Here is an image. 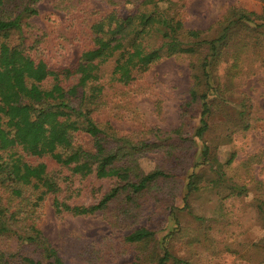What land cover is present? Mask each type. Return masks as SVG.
<instances>
[{
	"label": "trees",
	"instance_id": "trees-1",
	"mask_svg": "<svg viewBox=\"0 0 264 264\" xmlns=\"http://www.w3.org/2000/svg\"><path fill=\"white\" fill-rule=\"evenodd\" d=\"M42 1L0 0V264H66L39 226L47 200L59 219L100 215L127 230L90 263L118 253L131 257L121 264H210L203 254L264 264V238L235 239L255 219L264 226V150L224 161L218 153L253 126L234 89L264 70V6L231 4L195 29L186 24L189 0L112 1L138 4L126 16L97 15L90 0H52L53 9L78 13L58 35L35 26ZM171 57L190 68L178 126L139 121L124 130L95 118L116 95H137L152 67ZM197 107L199 125L188 132L184 119ZM155 112H164L161 99ZM153 153L160 156L147 171L142 160ZM204 192L219 200L216 216L195 212ZM175 237L182 254L172 250Z\"/></svg>",
	"mask_w": 264,
	"mask_h": 264
},
{
	"label": "rangeland",
	"instance_id": "rangeland-1",
	"mask_svg": "<svg viewBox=\"0 0 264 264\" xmlns=\"http://www.w3.org/2000/svg\"><path fill=\"white\" fill-rule=\"evenodd\" d=\"M114 0H90L86 3L87 8H91L97 15L109 13L117 10L121 15H128L136 11L137 3L122 2L113 4ZM52 0H43L39 4L40 13L33 17L35 26L38 29H46L60 34L70 31L67 24L75 21L78 13L65 14L53 9ZM236 4L249 10L260 12L264 6L260 0H189L187 4V13L189 14L186 24L195 29H207L223 14L228 5ZM165 6L166 3H161ZM69 30L67 29V27ZM41 31V30H40ZM61 32V33H62ZM71 34V33H70ZM50 41L49 49L55 53L53 45V36L48 38ZM47 39V40H48ZM48 49V50H49ZM49 51V52H50ZM263 59L260 66L263 68L264 50L261 51ZM169 58L152 67L146 75V83L139 82L143 89H140L136 95L132 92L119 96H113L114 99L102 111L94 113L95 118L99 120H110L117 127L124 130L135 129L136 123L146 121L148 124H159L165 127H176L181 122L180 105L188 98L190 84V68L188 60L185 58ZM226 66H220L219 73L225 78ZM241 80L234 89L235 100L246 99L251 107L252 128L246 133L236 134L230 143L221 144L218 148L219 157L222 161L236 154V158L243 159L247 155L264 150V70L251 72ZM142 83V84H141ZM139 87V86H138ZM161 99L164 112L157 115L155 112V101ZM217 120V119H214ZM200 110L189 114L184 119L185 130L194 132L199 125ZM160 155L150 154L143 158L142 165L147 171L154 168ZM256 171L258 167L256 166ZM252 193L245 197V202L250 201ZM194 210L199 215L213 217L217 215L219 200L211 193L204 192L198 194L192 203ZM246 214L244 219L249 218ZM145 219L141 221V224ZM39 226L52 245L59 249V253L64 258L66 264H121L131 259L130 255H116L114 260H108L109 254L105 255L106 261L90 263L86 260L91 257L96 250L108 249L106 244L110 238L117 239L127 230L113 228L102 216H66L62 219L56 217L51 205L47 200L42 210L39 220ZM239 230V228H238ZM240 234L235 239L237 241L254 242L264 238V226L259 221H253L249 227L240 228ZM229 236V234L227 235ZM112 242V243H116ZM172 250L176 254H182L185 251L182 239L174 238ZM101 251L97 256L102 255ZM112 252V251H110ZM89 257V258H90ZM208 260L210 264H239L241 259H233L229 256L227 260L203 254V260ZM240 264H249L242 261Z\"/></svg>",
	"mask_w": 264,
	"mask_h": 264
}]
</instances>
